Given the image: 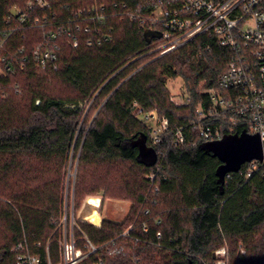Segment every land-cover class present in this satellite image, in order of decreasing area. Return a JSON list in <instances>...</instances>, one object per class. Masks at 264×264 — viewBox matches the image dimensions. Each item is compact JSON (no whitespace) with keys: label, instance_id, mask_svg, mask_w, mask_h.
<instances>
[{"label":"trees","instance_id":"trees-1","mask_svg":"<svg viewBox=\"0 0 264 264\" xmlns=\"http://www.w3.org/2000/svg\"><path fill=\"white\" fill-rule=\"evenodd\" d=\"M47 1L41 8L35 0H0L1 22L14 9L29 17L0 49V264L34 258L64 264L59 226L73 149L79 153L74 209L87 197L92 207L84 220L99 216L101 193L102 202L131 203L123 222L77 221L76 248L85 256L77 264H204L225 243L233 262L243 243L240 261L264 264V177L230 173L221 185V162L201 149L197 133L183 145L173 141L175 129L198 120L205 91L217 88L230 51L217 44L207 51L202 36L163 56L152 53L159 40L147 42L149 26L141 20L166 7L161 0ZM62 27L71 37L54 40L57 68L37 67L34 51ZM11 62L14 71L5 69ZM176 79L191 99L185 106L171 101L168 81ZM91 100V111L101 109L81 131ZM138 110L167 118L159 141ZM144 136L158 155L154 166L141 164L132 147Z\"/></svg>","mask_w":264,"mask_h":264},{"label":"built area","instance_id":"built-area-1","mask_svg":"<svg viewBox=\"0 0 264 264\" xmlns=\"http://www.w3.org/2000/svg\"><path fill=\"white\" fill-rule=\"evenodd\" d=\"M161 2L166 7L156 9L150 17L141 20L142 25L149 26L148 30L162 33L152 53L163 56L202 36L207 39V51H212L215 44L230 51L228 67L219 76L217 88L205 91L207 102L198 107V120L191 127H179L173 131L174 145L187 143L195 133L203 144L221 140L225 135L240 134L244 130L249 134L264 135V0ZM34 3L41 8L49 6L47 0H35ZM34 3L29 5L30 9L34 7ZM98 17L93 16L91 19L102 18ZM28 24V14L18 9H14L13 14L4 22L0 20V49L5 48L7 40L14 33ZM35 25H38V21H35ZM88 31L89 29H86V32ZM62 33L71 37V31L62 27L57 33L53 32L48 36V42L44 46L36 48L33 56L37 67L57 68L60 43L54 40ZM77 45L78 41L74 40V46ZM0 62H3V59H0ZM5 69L14 71L13 62L6 64ZM2 72L3 68L0 66V73ZM171 101L177 106H185L191 99L183 89L179 95H172ZM138 114L144 115L145 122L150 119L156 121L157 125L149 126L152 128L153 139L159 141L168 129L167 118H162L155 112L144 114L141 110H138ZM261 138L264 143V136ZM192 144L197 145L196 138L192 140ZM239 172L246 178L256 173L264 177V157L262 163L253 160L244 164ZM229 176L230 174L227 177ZM150 179L154 181L155 175H151ZM88 244L91 253L97 250L89 241ZM61 252L64 264H77L85 257L83 252L76 248L74 232L70 240L65 237ZM245 255L246 248L240 245L238 261L235 264H243L240 257ZM29 260L30 264L38 262L35 258ZM204 264H232L230 246L225 243L216 249L212 260Z\"/></svg>","mask_w":264,"mask_h":264},{"label":"rangeland","instance_id":"rangeland-1","mask_svg":"<svg viewBox=\"0 0 264 264\" xmlns=\"http://www.w3.org/2000/svg\"><path fill=\"white\" fill-rule=\"evenodd\" d=\"M168 88L171 91V97L179 95L181 91L184 89V83L181 79L176 80H169L168 81ZM94 100V99H93ZM93 100L86 103V106L84 108V114L83 118L81 120L80 129L82 131L83 126L85 122L88 124H91L94 118L97 116L98 112L100 111L101 107H99L97 110L93 109L91 111V106L93 103ZM179 101V100H178ZM139 117L145 122L144 115H139ZM147 125H157L156 121L154 119L146 120L145 122ZM80 131V132H81ZM82 133V132H81ZM78 155L79 153L76 152L75 149H73L70 153V159L67 166V177H66V185H65V204H64V214L61 221V224L59 226V245L61 249V244L64 243L65 237L70 240V236L73 234L74 229L77 227V221H85L83 217L92 211V207L87 204L88 198L87 197L83 202L82 205L78 210L74 209V183L77 176V169H78ZM102 193L99 195V198L101 199V206L99 209H97L102 221L108 219L115 222H123L130 211L131 203L128 201H113L109 199H105L102 202ZM91 197H98V196H91ZM97 217V216H96ZM95 218V217H94ZM99 218V220H101ZM92 225H95L92 221H86ZM97 226V225H95ZM240 245H245L243 243H240L238 245V249ZM238 261V258H236L233 262L231 259V263L235 264Z\"/></svg>","mask_w":264,"mask_h":264},{"label":"water","instance_id":"water-1","mask_svg":"<svg viewBox=\"0 0 264 264\" xmlns=\"http://www.w3.org/2000/svg\"><path fill=\"white\" fill-rule=\"evenodd\" d=\"M144 37L148 43L153 39H160V31L147 30ZM259 133L249 134L245 130L240 134L225 135L221 140L206 142L201 149L212 154L221 162L216 170L218 183L225 184L226 177L230 173H238L242 166L253 160L261 161L264 157V143ZM132 147L138 149L137 160L141 164L154 166L158 161L156 151L147 146V138L144 136L132 143Z\"/></svg>","mask_w":264,"mask_h":264},{"label":"bare ground","instance_id":"bare-ground-1","mask_svg":"<svg viewBox=\"0 0 264 264\" xmlns=\"http://www.w3.org/2000/svg\"><path fill=\"white\" fill-rule=\"evenodd\" d=\"M100 206H101V204H100ZM100 206H99L98 208H100ZM92 222H93L95 225H98L99 222H100V220H99V216L95 217V218L93 219ZM100 226H101V225H100Z\"/></svg>","mask_w":264,"mask_h":264},{"label":"crops","instance_id":"crops-1","mask_svg":"<svg viewBox=\"0 0 264 264\" xmlns=\"http://www.w3.org/2000/svg\"><path fill=\"white\" fill-rule=\"evenodd\" d=\"M99 198V197H98ZM100 199V198H99ZM100 203H101V199H100V202H99V206H100ZM97 209H99V208H97ZM98 215H99V213H98ZM99 218L101 219V217H100V215H99ZM89 219H85V221H88ZM90 221V220H89ZM101 221H102V219L100 220V222H99V224L97 225L98 227L101 225Z\"/></svg>","mask_w":264,"mask_h":264}]
</instances>
